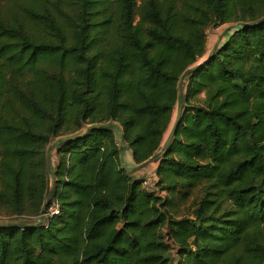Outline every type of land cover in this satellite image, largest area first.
Listing matches in <instances>:
<instances>
[{
    "label": "trees",
    "instance_id": "obj_1",
    "mask_svg": "<svg viewBox=\"0 0 264 264\" xmlns=\"http://www.w3.org/2000/svg\"><path fill=\"white\" fill-rule=\"evenodd\" d=\"M263 17L264 0H0L2 219L39 216L66 141L59 215L0 229V264H264ZM238 24L190 76L149 191L107 124L134 165L156 155L207 30Z\"/></svg>",
    "mask_w": 264,
    "mask_h": 264
},
{
    "label": "water",
    "instance_id": "obj_2",
    "mask_svg": "<svg viewBox=\"0 0 264 264\" xmlns=\"http://www.w3.org/2000/svg\"><path fill=\"white\" fill-rule=\"evenodd\" d=\"M264 21V17L262 19L259 20L258 23H262ZM242 24H238V25H233L230 27L231 30L240 27ZM219 43H217L213 49V51L210 53L209 57L204 60L201 63H198L197 65L189 68L188 70H186L182 76L179 79L178 85H177V92H178V98H179V102L181 103V107L177 108V115L173 121V123L171 124L170 128H169V132L166 136V138L164 139V142L160 148V150L156 153V155H154L153 157H151L148 161H146L145 163H143L140 166H132L129 167L126 162H125V154L126 152H130V149L128 148L127 144L125 143V138H124V134L121 130V128L113 123H109L107 125L114 127V129L116 130V135L118 138V144H119V162H120V166L123 170L126 171V173L133 179H141L142 181L144 180H148L150 182L149 186H148V190L149 191H154L155 190V184L157 182V177L156 179H151V178H147V177H139L136 178V176H133L135 173L146 169V170H151L153 172L157 171V168L155 170H153L154 167H152L154 164L159 165V162L161 160V158L164 156V154L167 152L169 146L171 145V142L174 138V136L176 135V131L178 129V126L180 124V119H181V115H182V105L184 104L183 101V84H184V80L191 76L196 70L200 69L201 67L205 66L207 64V62L211 59L214 50L219 48L220 45H218ZM104 126H100L98 128H94V127H90V128H86L81 134H79L80 136L85 135L88 131L94 130V129H100L103 128ZM78 135V136H79ZM60 142H66L65 140L61 141V140H57L55 141L53 144H51L47 150H46V166H47V174L49 177V181H50V187H49V191L48 194L46 196V200L40 210L39 216L37 217L36 222L33 223H25V222H6L4 220L0 221V229H9V228H13V227H21V228H27V227H38V226H44L47 222V217L46 215V208L49 205V202L51 200L52 197V191H53V187H54V177H53V170H52V152L54 150H56V147L58 145V143Z\"/></svg>",
    "mask_w": 264,
    "mask_h": 264
},
{
    "label": "rangeland",
    "instance_id": "obj_3",
    "mask_svg": "<svg viewBox=\"0 0 264 264\" xmlns=\"http://www.w3.org/2000/svg\"><path fill=\"white\" fill-rule=\"evenodd\" d=\"M138 5H140V0H138ZM231 26H233V25H224V26H220V27H210L207 30V32H206V35H207L206 50H205L203 56L198 60V63L203 62L204 60H206L209 57L210 53L213 51V49L217 43H219L218 45H220V46L224 43V41L228 37L227 33L231 31V29H230ZM217 50H218V48L214 50L213 54H215L217 52ZM189 78H190V76L184 80V84H183V88H182V90H183V101H184V98L186 95L187 86L189 84ZM183 108H184V106H183ZM182 111H183V109H182ZM173 115L174 116L172 118V123H173V121L177 115V108L174 109ZM168 132H169V129L166 132V134L164 135V139L166 138ZM56 165H57V156H56V150H54L52 152V170L53 171L56 169ZM133 176H136V178L147 177V178H151V179H156L155 172H153L151 170L137 172ZM49 187H50V185H48V191H49ZM55 191H56V188L53 187L52 196L54 195ZM3 220L6 222H9V221H13L14 219L9 220V219L5 218ZM36 220H37V217H34V218H27V219L19 220L18 222L30 223V222H36Z\"/></svg>",
    "mask_w": 264,
    "mask_h": 264
},
{
    "label": "built area",
    "instance_id": "obj_4",
    "mask_svg": "<svg viewBox=\"0 0 264 264\" xmlns=\"http://www.w3.org/2000/svg\"><path fill=\"white\" fill-rule=\"evenodd\" d=\"M143 184H144V186L148 187L150 182L148 180H144ZM57 215H59V208H58L57 205H53V206H51L50 208L47 209L45 216L47 217V219H50V218H52L54 216H57ZM2 220L3 219L0 216V221H2Z\"/></svg>",
    "mask_w": 264,
    "mask_h": 264
},
{
    "label": "crops",
    "instance_id": "obj_5",
    "mask_svg": "<svg viewBox=\"0 0 264 264\" xmlns=\"http://www.w3.org/2000/svg\"><path fill=\"white\" fill-rule=\"evenodd\" d=\"M125 162L129 167L134 166V162H133L132 157H131V152H126ZM152 167H154L153 170H155L157 168V165L154 164ZM141 171H146V169H143ZM141 171H139V172H141Z\"/></svg>",
    "mask_w": 264,
    "mask_h": 264
}]
</instances>
